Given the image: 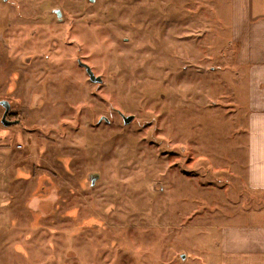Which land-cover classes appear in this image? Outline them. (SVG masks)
Returning <instances> with one entry per match:
<instances>
[{
  "label": "rangeland",
  "instance_id": "rangeland-1",
  "mask_svg": "<svg viewBox=\"0 0 264 264\" xmlns=\"http://www.w3.org/2000/svg\"><path fill=\"white\" fill-rule=\"evenodd\" d=\"M234 2L0 0V264H221L264 203Z\"/></svg>",
  "mask_w": 264,
  "mask_h": 264
},
{
  "label": "crops",
  "instance_id": "crops-1",
  "mask_svg": "<svg viewBox=\"0 0 264 264\" xmlns=\"http://www.w3.org/2000/svg\"><path fill=\"white\" fill-rule=\"evenodd\" d=\"M234 3L232 38L248 107L247 185L264 191V0ZM246 205L239 221L220 227L221 264H264V203Z\"/></svg>",
  "mask_w": 264,
  "mask_h": 264
},
{
  "label": "water",
  "instance_id": "water-1",
  "mask_svg": "<svg viewBox=\"0 0 264 264\" xmlns=\"http://www.w3.org/2000/svg\"><path fill=\"white\" fill-rule=\"evenodd\" d=\"M58 14V10L56 11ZM79 63L85 67L90 79L95 82V83H101L103 81L102 77L99 76V75H96L94 73V71L92 70L91 66L85 62H83L81 59H79ZM0 105H2L4 108H5V112L3 114V117H2V122L6 125V126H9V125H12V124H15L18 122V120H8V113L10 112V109H11V103L8 101V100H0ZM122 117H123V120H124V123L125 124H128L130 123L133 119H134V115H125V114H122ZM106 121H109V119L107 117H103ZM90 178H91V182L92 184H95V182L97 181V179L99 178V174L97 173H92L90 174ZM183 258H184V255H183Z\"/></svg>",
  "mask_w": 264,
  "mask_h": 264
},
{
  "label": "flooded vegetation",
  "instance_id": "flooded-vegetation-1",
  "mask_svg": "<svg viewBox=\"0 0 264 264\" xmlns=\"http://www.w3.org/2000/svg\"><path fill=\"white\" fill-rule=\"evenodd\" d=\"M9 115V114H8Z\"/></svg>",
  "mask_w": 264,
  "mask_h": 264
}]
</instances>
